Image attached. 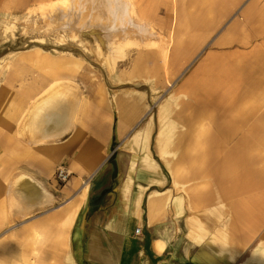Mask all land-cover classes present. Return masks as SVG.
<instances>
[{
    "label": "crops",
    "instance_id": "0c3cea01",
    "mask_svg": "<svg viewBox=\"0 0 264 264\" xmlns=\"http://www.w3.org/2000/svg\"><path fill=\"white\" fill-rule=\"evenodd\" d=\"M140 4L152 28L173 30L170 61L193 62L166 132L160 112L145 116L146 92L109 87L85 58L15 55L0 91V231L24 221L12 241L34 264H264V0ZM58 91L77 96L72 127L67 107L25 119ZM18 172L54 203L8 217Z\"/></svg>",
    "mask_w": 264,
    "mask_h": 264
},
{
    "label": "rangeland",
    "instance_id": "374dc122",
    "mask_svg": "<svg viewBox=\"0 0 264 264\" xmlns=\"http://www.w3.org/2000/svg\"><path fill=\"white\" fill-rule=\"evenodd\" d=\"M87 1L86 6L88 4L89 8L91 1ZM127 1L131 4L129 6L133 22L144 24L149 33L134 34L132 41L123 46L113 47L106 43L108 36L104 37L105 34L100 37V34L91 31L93 34L90 32L91 34L85 35V32L78 33L69 27H57L60 20L57 13L66 8L70 0H0V91L10 90L12 60L19 53L68 57L79 55L85 58L90 67L98 71L100 81H104L109 87L115 89L126 87L146 92L148 103L145 116L154 118L157 112H160L165 119L166 132V119L170 117L169 109L174 90L179 86L193 62L182 64L171 62L169 52L173 30L152 28L151 26L156 24L141 17L140 0ZM239 11L240 9L232 15L231 19L236 17ZM55 15L56 17H53ZM82 37L83 39L90 37L88 42L96 46L98 38L102 42L104 39L107 40L100 49L102 65L93 58L91 48L82 43ZM113 57H117L116 60H113ZM173 66L177 68L180 66V69L176 68L174 72ZM23 225H25L24 221L10 222L0 231V264H34V256L23 253L22 247L19 248L18 244L15 246L12 241L13 233Z\"/></svg>",
    "mask_w": 264,
    "mask_h": 264
},
{
    "label": "bare ground",
    "instance_id": "6f19581e",
    "mask_svg": "<svg viewBox=\"0 0 264 264\" xmlns=\"http://www.w3.org/2000/svg\"><path fill=\"white\" fill-rule=\"evenodd\" d=\"M90 1H91L90 2L91 5L89 4L90 6L88 8V4L86 6V3L88 2L87 0H76V2L75 0H70V4L66 8H64L63 10H60L59 12L57 11L58 13L56 11L55 12L58 14L57 16L58 19H60L57 27H62V28L69 27L70 29H72V31H77L78 33L85 32V35L90 33L91 31L92 32L94 31L95 34L97 33L100 34L99 35L100 37L101 35H104V34H105L104 37L106 35L108 36L107 37L108 41L104 39V42H102V40L98 38L96 40L98 44L97 46L95 44L94 45L90 44L91 42H88L90 41L89 40L90 37L84 38V39L82 37L83 39L82 43L85 44L86 47L91 48V53L94 56L93 58H95L97 61L99 62L102 61V58H100V56L102 55L101 54L102 51L100 49H102L101 47H103L102 45L105 43V40L107 41L106 43L110 44L113 47L121 46V45L123 46L129 41H132L131 40L132 35L134 34H138V35L144 34L145 35V33L146 34L147 32L149 33V31H147L148 30L147 27L145 28L143 26L144 24L142 25L141 23L133 22L134 19L132 20L133 16L131 17L132 14L130 10L131 9L130 8L131 4L129 3L130 1L129 2L127 0H90ZM53 17H56V15ZM117 50L118 49H116V51ZM116 58L113 57L112 59L116 60ZM111 62L113 61L111 60ZM100 63H101L100 65H102L103 62H100ZM107 63H110V62H107ZM113 66H114V63H113ZM108 72H109V69H108ZM75 96L62 93L61 91H58V93L56 94L44 95L40 101L37 100L35 102L34 108L31 109L32 111L26 116L25 119H30L32 123L39 122V121L54 120L57 116L56 112L61 107L63 109L67 107L68 108L67 110H69V115L67 118L68 124L66 125L67 126L66 130H68L67 128L72 127V124L75 118V107H76L75 99L77 97ZM78 103H81V102H78ZM78 105L79 104H77V106ZM24 121L26 122V120ZM58 122L59 121H57V124ZM62 122L65 123V121H61V123ZM32 131H34V128L32 129ZM38 131L41 132L42 130H39L38 128ZM64 131L65 129L61 131H57L56 133H54V135H52V137L60 136ZM29 132L31 133V131ZM44 137L46 138V136ZM43 140L44 139L42 138L40 140L37 139L36 141L40 142ZM19 173L20 172H18L17 174ZM34 181L29 175H26L25 173L16 175L15 177L13 176V178L11 177V180L8 181L7 189L5 191V195H6L5 199L7 201L5 212H6V215H8V217L24 218V217L29 216L33 210L40 211L44 209L46 206H49L50 204L54 203L53 198L50 196L51 194H49L46 191L47 189L45 190L43 187L34 188L33 186Z\"/></svg>",
    "mask_w": 264,
    "mask_h": 264
},
{
    "label": "built area",
    "instance_id": "2783aa9c",
    "mask_svg": "<svg viewBox=\"0 0 264 264\" xmlns=\"http://www.w3.org/2000/svg\"><path fill=\"white\" fill-rule=\"evenodd\" d=\"M69 177H70V173L64 166L57 167L55 172V179L59 184L66 183ZM136 232L138 233L139 229H137Z\"/></svg>",
    "mask_w": 264,
    "mask_h": 264
}]
</instances>
